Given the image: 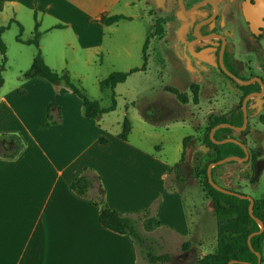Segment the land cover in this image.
<instances>
[{
  "label": "crops",
  "instance_id": "0c3cea01",
  "mask_svg": "<svg viewBox=\"0 0 264 264\" xmlns=\"http://www.w3.org/2000/svg\"><path fill=\"white\" fill-rule=\"evenodd\" d=\"M143 1L0 0V15L22 25L26 17L33 28L39 21L42 52L45 44L58 45L60 50L81 49L85 63L106 50L117 59H125L130 43L135 41H139L136 46L143 53L150 36V31L136 25V20L147 16L141 9ZM113 15L129 19L111 25L101 21L103 16ZM16 21L11 25L18 26ZM122 35L127 44L120 43ZM59 55L67 62L64 53ZM24 62L27 65L28 59ZM30 80L47 85L41 77L29 78L27 83ZM2 89L0 135L19 134L24 148L14 159L0 156V264L140 263L131 237L105 228L100 222L99 207L72 191V183L86 168H92L101 178L112 209L136 214L153 208L151 215L138 223L140 228L147 227L145 232L204 249L205 228L201 223L200 229L192 230L182 192L166 184L182 159L184 139L193 134L182 136L179 158L169 160L162 150L133 137V129L127 140L119 137L120 132L110 134L101 122L103 116L93 120L87 119L84 112L73 115L72 108L55 96L34 101L25 87L12 94H3ZM167 95L166 100L176 96ZM29 96L37 106L32 101L30 105L21 103ZM54 102L60 106L63 119L48 126L47 110ZM158 229L165 233L157 234ZM207 253L203 251L199 258Z\"/></svg>",
  "mask_w": 264,
  "mask_h": 264
},
{
  "label": "rangeland",
  "instance_id": "374dc122",
  "mask_svg": "<svg viewBox=\"0 0 264 264\" xmlns=\"http://www.w3.org/2000/svg\"><path fill=\"white\" fill-rule=\"evenodd\" d=\"M142 8L147 16L143 20H136V25H141L145 31H150L147 69L131 74L125 82L116 86L117 108L102 115L101 122L110 134H116L122 131L123 122L127 117L132 124L133 137L144 140L150 147H156V150H162L169 160L179 158L178 148L182 136L186 133L193 134V138L187 146L188 166L182 170V178L174 185V188L182 192L186 211L188 210L190 213L192 230L200 229L201 223L205 228L204 249L191 247L185 253L183 251L185 241L160 239L154 237L155 234L145 232L147 227L144 225L139 227L143 234L153 237L154 242L149 241V243L151 242L153 250L157 254L169 253L171 255L168 262L158 264H193L203 251L212 252L216 249L217 244L218 229L214 205L203 186V169L209 166L210 161L214 158L212 150L204 142L209 125L208 119L214 114L229 117L232 115L231 110L237 106L240 98L231 93L229 88H226L222 83H217L204 86L206 89L204 92L199 90V103H195L194 95L190 92L191 87L196 83L193 77L186 76L181 81H171L161 77L162 58L174 60L176 58L174 47L170 42H161L155 34L158 19L154 0H144L141 3ZM9 18L0 15V26L7 25ZM23 25L22 38H32L35 27H31L26 17H24ZM19 32V26L14 24L2 36L8 47V61L6 70L3 72L5 83L2 93L12 94L25 87L32 93L34 101H37L38 98L55 96L72 108L73 115L80 113L83 115L84 107L81 100L65 82L53 84L44 79L42 81H45L47 85L31 80L27 83L28 79L22 76L21 71L24 72L30 68L37 54V48L34 45L17 42L16 38ZM123 35L119 41L127 44ZM138 43L139 41L130 43L129 56L125 59H117L106 50L101 51L103 55L95 54L92 62L84 63L82 61L83 50L71 47H64L60 50L58 45L49 46L47 44L44 45L42 53L45 54L46 62L50 67L59 73H69L73 81L90 98L98 100L102 107H108L112 103V91L110 89L101 90L100 82L113 71H129L144 64L141 47L136 46ZM59 53H64L67 62L61 59ZM2 59L3 56L0 53V65ZM26 59H28L27 65L24 62ZM166 84L175 85L180 89V92L187 93L189 98L187 104H183L172 94H170L172 99L166 100L165 95L167 94L163 90ZM30 97L23 99L21 103L30 105L32 101ZM34 101L32 104H35ZM35 105L37 106V103ZM181 119H186L189 122L183 124L177 121ZM229 136L243 141L248 146L251 155L257 154L258 159L249 163L237 162L214 167L213 173L216 181L227 188L252 196L254 199L264 198V124L259 122L258 115L249 114L247 130H233ZM256 166L261 169L260 181L258 184H252L248 177L253 172L252 168H256ZM157 231V234L165 233L159 229ZM140 263L149 264L142 256H140Z\"/></svg>",
  "mask_w": 264,
  "mask_h": 264
},
{
  "label": "trees",
  "instance_id": "16d2710c",
  "mask_svg": "<svg viewBox=\"0 0 264 264\" xmlns=\"http://www.w3.org/2000/svg\"><path fill=\"white\" fill-rule=\"evenodd\" d=\"M126 19H129V17L125 15H113L103 16L101 21L107 25H111ZM14 21L16 20L12 19V21H10L7 25L0 26V53L3 56L2 63L0 65V90L5 83L3 72L6 70V64L8 61L7 45L2 38V34L11 28V24ZM16 22L20 29V32L17 35V41L27 45H34L37 48V54L33 59L32 65L28 70L23 72L22 76L27 79L41 77L53 84L65 82V84L81 99L84 107V116L87 119L97 120L102 117V115L116 110L118 104L117 94L115 92L116 86L125 82L131 74L139 71H145L147 69L148 49L150 45L149 36L143 47L144 64L141 67H134L129 71H113L108 75V77L101 80V90L110 89L112 91L111 105L108 107H102L98 100L90 98L83 91V89L73 81L69 73H59L46 63L40 47L42 32L39 29V21H36L33 37L28 40H24L22 38L24 26L19 21ZM160 31V22L157 20L155 34L158 35ZM191 92L194 95L193 97L195 103H199V87L197 85H193L191 87ZM173 93L181 102H188L189 98L187 93H182L176 89L173 90ZM62 119L63 116L60 106L56 102L51 103L47 110V125L51 126L59 124L62 122ZM243 122V113H234L229 117L227 115L214 114L209 117V125L207 127V133L204 142L212 150L214 155V158L210 161V163L232 155L242 157L245 156V152L240 145L233 142L217 144L210 136L211 130L218 124L229 123L235 126H241L243 125ZM131 130V121L126 117L123 122L122 131L119 133V137L123 140H127ZM233 130L234 129L230 127L220 128L215 132V139L221 140L227 137H233L229 136ZM222 134H224V136H221ZM192 138L193 136H187L184 139V151L182 154V159L172 169L166 182L167 187L174 188V185L182 178V170L185 166H188L187 146ZM101 141L105 143L107 140L106 138L102 137ZM23 148L24 141L20 135L15 133L0 135L1 157L6 159H14L22 152ZM257 159V154L253 153L251 158L246 163L254 162ZM237 162L238 161H230L225 164H233ZM207 169L208 166L203 169V186L212 199L214 205V215L217 219L218 229L217 244L216 249L213 252H209L203 257L198 258L193 264H229L234 260H237V262L232 264H246L245 262L256 264L258 262V256L256 252L262 253V262H264V232L252 237L251 241L254 250L251 249L248 243L249 236L253 232H256L260 229L258 222L250 215V200L242 199L235 195L226 194L215 189L208 180ZM252 169L253 172L249 174L248 178L252 184H258L260 181L261 169L257 166L256 168L253 167ZM213 178L214 181L219 184V182H217L214 177V173ZM219 185L225 187L221 184ZM71 189L79 197L91 199L99 207L100 222L105 228L119 234H126L130 236L136 247L138 255L144 257L149 264L166 263L171 259V255L169 253L157 254L151 245V242H154L153 237L143 234L139 229V221L149 217L153 208L147 209L143 213L136 214H123L112 209L107 202L106 191L102 185L101 178L95 174L92 168H86L84 172L74 180L71 185ZM231 190L242 193L235 189ZM254 215L264 222V198L255 199ZM149 241L151 242L149 243ZM190 248V242H185L183 245V251L186 253L190 250Z\"/></svg>",
  "mask_w": 264,
  "mask_h": 264
},
{
  "label": "flooded vegetation",
  "instance_id": "af4514ba",
  "mask_svg": "<svg viewBox=\"0 0 264 264\" xmlns=\"http://www.w3.org/2000/svg\"><path fill=\"white\" fill-rule=\"evenodd\" d=\"M154 3L161 30L158 39L170 42L176 56L162 58L161 77L171 81L193 77L200 92L208 84L222 83L240 98L231 114L244 113L246 108L264 124V6L260 0ZM175 89L180 91L166 84L163 90L174 94Z\"/></svg>",
  "mask_w": 264,
  "mask_h": 264
},
{
  "label": "water",
  "instance_id": "95a60500",
  "mask_svg": "<svg viewBox=\"0 0 264 264\" xmlns=\"http://www.w3.org/2000/svg\"><path fill=\"white\" fill-rule=\"evenodd\" d=\"M155 1H156V3L158 5L161 4V2H162V0H155ZM260 5L261 6L262 5L264 6V0H260ZM251 82H252V80H250V81H241L240 80V83H242V84H249ZM248 99H249V97H247L244 100V106H246ZM243 116H244L243 125H241V126H235V125H232V124H229V123H221V124L216 125L211 130L210 136L213 139V141L215 143H217V144H223V143H227V142H233V143H236V144L240 145L243 148L244 152H245V156L242 157V156L232 155V156H228L226 158H223L221 160L212 162L208 166L207 174H208V180H209L210 184L215 189H217V190H219V191H221L223 193H226V194L235 195V196H238V197H240L242 199H248V200H250V205H249L250 215L258 222V224L260 226V229L258 231H256V232H253L249 236V238H248L249 246L251 247L252 250H254L253 245H252V241H251L252 240V237L264 232V222L262 220H260L259 218H257L254 215L255 199L252 196L245 195V194L239 193L237 191H233L231 189H227L225 187H222L218 183H216L214 181V178H213V168L215 166L222 165V164H225V163L230 162V161L247 162L251 158V153H250V150H249L248 146L243 141H241L240 139L235 138V137H227V138H224V139H221V140L215 139V132L218 129L223 128V127H230L232 129L238 130V131H246L247 130V127H248V123H249V114H248L246 108L244 110ZM256 254L258 256V262L256 264H262V258H263L262 253L261 252H256ZM234 262H237V260L231 261L229 264H232ZM245 263L246 264H253V263H250V262H245Z\"/></svg>",
  "mask_w": 264,
  "mask_h": 264
}]
</instances>
